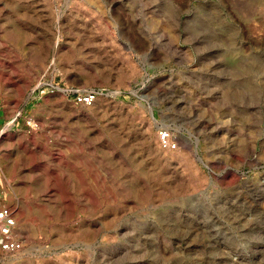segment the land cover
Wrapping results in <instances>:
<instances>
[{"label": "rangeland", "instance_id": "obj_1", "mask_svg": "<svg viewBox=\"0 0 264 264\" xmlns=\"http://www.w3.org/2000/svg\"><path fill=\"white\" fill-rule=\"evenodd\" d=\"M0 203V264H264V0H0Z\"/></svg>", "mask_w": 264, "mask_h": 264}, {"label": "built area", "instance_id": "obj_2", "mask_svg": "<svg viewBox=\"0 0 264 264\" xmlns=\"http://www.w3.org/2000/svg\"><path fill=\"white\" fill-rule=\"evenodd\" d=\"M95 92L78 93L75 101L89 105L94 102ZM157 142L163 149L177 148V140L170 128L161 126L157 129ZM16 217L10 206L0 203V249L6 252L18 251L22 248V241L16 236Z\"/></svg>", "mask_w": 264, "mask_h": 264}, {"label": "bare ground", "instance_id": "obj_3", "mask_svg": "<svg viewBox=\"0 0 264 264\" xmlns=\"http://www.w3.org/2000/svg\"><path fill=\"white\" fill-rule=\"evenodd\" d=\"M151 141V140H150ZM6 253V252H5Z\"/></svg>", "mask_w": 264, "mask_h": 264}]
</instances>
